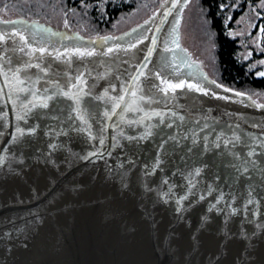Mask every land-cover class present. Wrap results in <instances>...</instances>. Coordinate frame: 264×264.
<instances>
[{"label": "water", "instance_id": "95a60500", "mask_svg": "<svg viewBox=\"0 0 264 264\" xmlns=\"http://www.w3.org/2000/svg\"><path fill=\"white\" fill-rule=\"evenodd\" d=\"M173 3L107 40L0 23V264H264V103L211 83L186 57L185 6ZM28 64L48 69L19 74L43 77L34 102L52 99L19 120L13 72ZM133 91L143 111L104 116L110 97Z\"/></svg>", "mask_w": 264, "mask_h": 264}, {"label": "trees", "instance_id": "16d2710c", "mask_svg": "<svg viewBox=\"0 0 264 264\" xmlns=\"http://www.w3.org/2000/svg\"><path fill=\"white\" fill-rule=\"evenodd\" d=\"M167 0H0V19H25L51 26L67 37L95 41L117 37L147 21ZM214 36V58L205 70L219 87L259 97L264 103V2L262 0H194ZM193 8V5H191ZM230 17V19H229ZM248 17L251 26L242 24ZM197 19V18H196ZM140 24V25H141ZM245 27L247 31L244 32ZM260 33L261 37L252 40ZM248 41H247V40ZM243 42L248 46H243ZM255 43V44H254Z\"/></svg>", "mask_w": 264, "mask_h": 264}, {"label": "snow or ice", "instance_id": "6c2138e0", "mask_svg": "<svg viewBox=\"0 0 264 264\" xmlns=\"http://www.w3.org/2000/svg\"><path fill=\"white\" fill-rule=\"evenodd\" d=\"M262 2H264V0H262ZM188 3V0H183V5H181V0H174L173 3V7H176L178 5L181 6H186V4ZM230 19V17H229ZM0 23H4V24H16L18 23V21H0ZM175 31V29H174ZM262 32H264V28L261 29ZM5 30L0 28V40H3L4 35H5ZM17 35L19 34L18 32L16 33ZM82 39V38H81ZM105 40H107L108 38L105 37L103 38ZM153 43H155V41H153ZM173 43H176L175 40H173ZM178 46V45H177ZM23 49H21L22 51ZM165 50H168L167 48ZM40 51H44L43 49H41ZM74 53L75 55H77L78 57L82 58L84 56H92L95 54L94 50L93 51H88V50H84L81 51L79 48L74 49ZM51 55V54H50ZM149 55H151V50H149ZM57 60L61 59V55L60 53L57 51L56 57ZM71 60V57H67L65 59V63H69ZM261 64H264V60H262L260 62ZM2 65H0V74L4 75L5 79H8V73L7 72H3L2 70ZM31 67H35L39 70L40 73H43L44 76H46L48 74V69L47 67H41L39 64L36 65H31L28 64L25 66L24 69L21 68H16L13 72V79H15L17 81V83L20 85V87L18 88V92L19 93H23L24 94V99L21 100V106L26 110L25 113L23 115H19L17 117V119L19 120H25L26 116L28 115V113H30L33 109H35L36 107H40V108H44L47 109L49 107L48 104V100L52 99L51 95H46L44 97L39 98V104L35 103L34 101L38 98L37 97V93L40 91V89L36 88L35 85L37 83L40 82V80L43 78L42 76H37L35 80L32 79L31 76H27L26 79H21L19 74L21 73V71H24L25 73H27V69L31 68ZM140 75H143V72L141 71ZM258 75L260 76H264V71H261L258 73ZM133 79H137L136 77H133ZM76 81H79L80 84H86L87 81L83 79V74H80L78 76L75 77ZM53 83V87L54 88H58L59 84L58 81L57 82H52ZM211 83L215 84V81H211ZM182 84H168V88H171L173 90H175V88L177 87H181ZM70 87L71 88H78L79 85L77 83H70ZM188 88L190 89H195L196 91H204L203 89H201L198 85H193V84H188L187 85ZM219 87V85H218ZM2 91V90H0ZM45 93H49L50 89L45 88L43 90ZM160 91L167 93V89H160ZM105 96L108 95L107 89H105ZM128 94L127 92H125V95ZM207 94V93H205ZM60 95L67 97L69 100H75L76 103L75 105H73V109L75 112H77L79 119L84 120L85 123H87V120H85L84 115H83V110L79 108V98L72 93L71 91H65L63 89L60 90ZM125 95H120L118 97H110L111 103H112V108L111 111H106L104 113V116L108 119H111L112 116L117 115V109H120V119L123 120L125 118L124 114L127 112H134V111H143V108H141L139 106V104L136 101V92L133 91L130 93L131 97L133 98L132 100H130L129 102H125ZM214 95V94H213ZM237 95H241L240 93H237ZM31 96L32 99H28V97ZM11 98V97H10ZM19 98V97H17ZM97 99H102V97H97ZM145 97L143 95H141L139 97L140 101H145ZM26 101V102H25ZM149 103H151V99L149 98L148 101ZM29 105H31V108H29ZM145 115H147V113H145ZM154 115H160V113H154ZM70 119L72 118L71 116L69 117ZM182 119V118H181ZM129 123H131V121H129ZM113 127H116V125L114 124ZM17 131L23 135L24 131L23 129H20L19 127H17ZM123 133H121L122 135ZM100 143L103 144V138H100ZM53 148H56L57 145L53 144L51 145ZM198 174V173H197ZM164 183L166 184L167 181H164ZM249 203H251V201H249Z\"/></svg>", "mask_w": 264, "mask_h": 264}, {"label": "rangeland", "instance_id": "374dc122", "mask_svg": "<svg viewBox=\"0 0 264 264\" xmlns=\"http://www.w3.org/2000/svg\"><path fill=\"white\" fill-rule=\"evenodd\" d=\"M193 1L194 0H188V3L185 6L182 16L179 20L180 30L186 57L207 77H209L205 70H207L208 68L210 69L211 60L212 58H214V36L212 34L208 21H206V19L203 17L204 15L201 12V8L195 7ZM191 5H193V8L191 7ZM242 24H246L248 27L251 26L248 17L243 18ZM245 31H247L246 27L243 33H245ZM249 37L254 40L255 43H258L256 39L261 37V35L257 32V35H254L253 37L248 35V40ZM243 46H248V44L243 42ZM250 97L259 100V97L257 96L252 95Z\"/></svg>", "mask_w": 264, "mask_h": 264}]
</instances>
